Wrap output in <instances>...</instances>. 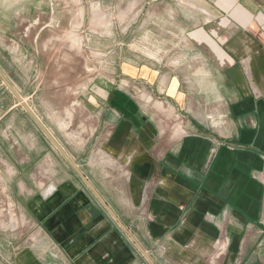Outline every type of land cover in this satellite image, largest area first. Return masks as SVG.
<instances>
[{
  "label": "crops",
  "instance_id": "crops-1",
  "mask_svg": "<svg viewBox=\"0 0 264 264\" xmlns=\"http://www.w3.org/2000/svg\"><path fill=\"white\" fill-rule=\"evenodd\" d=\"M226 6L186 18L183 44L161 68L132 65L126 89L95 79L85 141L50 131L126 229L0 77V211L10 202L23 229L0 239V264H264V0ZM44 7L0 0V71L39 118L1 60L42 70ZM138 86L162 108L147 111Z\"/></svg>",
  "mask_w": 264,
  "mask_h": 264
},
{
  "label": "rangeland",
  "instance_id": "rangeland-1",
  "mask_svg": "<svg viewBox=\"0 0 264 264\" xmlns=\"http://www.w3.org/2000/svg\"><path fill=\"white\" fill-rule=\"evenodd\" d=\"M233 1L47 0V7L39 8L44 14L37 23L32 21L38 34L37 51H32V56L38 57V67L42 70L12 68L13 55L8 53L3 56L2 65L7 67L21 94L34 99L33 105L49 131L66 142H69L68 137L73 142L72 137L77 136L76 142L81 143L87 137L86 129L94 126V117L87 110H97L95 102H99V97L96 98V94H104L93 86L95 79L113 78L114 86L126 89L129 79L126 73L132 65L150 64L161 68L163 51L183 44L184 39L175 36L174 31L183 29L186 18H226L219 7L228 9L226 4ZM167 56L172 57V54ZM25 57L30 60L29 52ZM138 87L140 91L132 87L129 91L147 111L162 108L160 103L155 107L154 101L147 102L150 99L145 96L146 92ZM63 97L70 101H62ZM62 122L67 128L60 127ZM57 126L64 130V138ZM39 131L45 136L40 127ZM1 205L6 210L5 213L0 211V239L22 234L19 214L11 208L10 202ZM12 217L18 221L17 228L9 225Z\"/></svg>",
  "mask_w": 264,
  "mask_h": 264
},
{
  "label": "water",
  "instance_id": "water-1",
  "mask_svg": "<svg viewBox=\"0 0 264 264\" xmlns=\"http://www.w3.org/2000/svg\"><path fill=\"white\" fill-rule=\"evenodd\" d=\"M0 77L3 79L4 83L7 85V87L16 95V97L19 99L23 107L27 110V112L30 114V116L34 119V121L38 124V126L43 130V132L48 136V138L51 140V142L54 144V146L61 152V154L64 156V158L69 162V164L72 166V168L79 174V176L85 181L87 186L94 192V194L105 204L106 208L109 210V212L117 219V221L125 228V226L122 224L120 219L117 217V215L113 212V210L107 205V203L104 201V199L101 197V195L98 193V191L95 189L93 184L88 180L86 175L82 172V170L78 167V165L75 163V161L69 156V154L65 151V149L61 146V144L56 140V138L51 134V132L47 129L45 124L40 120V118L36 115V113L32 110V108L27 104L23 102V98L20 96V94L15 90V88L10 84V82L7 80V78L1 73L0 71ZM126 229V228H125ZM147 255V254H146ZM148 257V256H147ZM150 259V258H149Z\"/></svg>",
  "mask_w": 264,
  "mask_h": 264
},
{
  "label": "bare ground",
  "instance_id": "bare-ground-1",
  "mask_svg": "<svg viewBox=\"0 0 264 264\" xmlns=\"http://www.w3.org/2000/svg\"><path fill=\"white\" fill-rule=\"evenodd\" d=\"M76 38V37H75ZM23 102L24 103H27V101L25 100V99H23ZM28 104V103H27ZM159 107H161V103L159 104ZM62 126V128H67V126H66V124L65 123H63L62 122V124L60 125V127ZM179 132V131H178ZM177 133V132H176ZM178 134V133H177ZM70 135V134H69ZM177 136V135H176ZM9 225H11L12 226V228L14 227V228H16L17 227V225H18V221L16 220V219H14L13 217H12V219H11V221H10V223H9ZM224 240V239H223ZM220 249V248H219Z\"/></svg>",
  "mask_w": 264,
  "mask_h": 264
}]
</instances>
